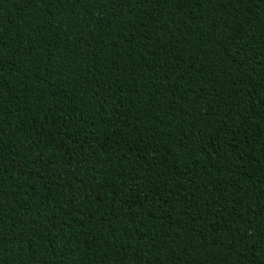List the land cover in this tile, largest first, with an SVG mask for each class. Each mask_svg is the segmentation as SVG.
<instances>
[{"label": "trees", "instance_id": "16d2710c", "mask_svg": "<svg viewBox=\"0 0 264 264\" xmlns=\"http://www.w3.org/2000/svg\"><path fill=\"white\" fill-rule=\"evenodd\" d=\"M0 264H264V0H0Z\"/></svg>", "mask_w": 264, "mask_h": 264}]
</instances>
